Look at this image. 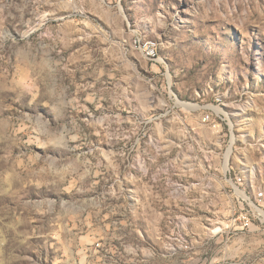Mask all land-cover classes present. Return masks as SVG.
I'll list each match as a JSON object with an SVG mask.
<instances>
[{
  "label": "rangeland",
  "instance_id": "1",
  "mask_svg": "<svg viewBox=\"0 0 264 264\" xmlns=\"http://www.w3.org/2000/svg\"><path fill=\"white\" fill-rule=\"evenodd\" d=\"M260 190L264 0H0V264H264Z\"/></svg>",
  "mask_w": 264,
  "mask_h": 264
},
{
  "label": "built area",
  "instance_id": "2",
  "mask_svg": "<svg viewBox=\"0 0 264 264\" xmlns=\"http://www.w3.org/2000/svg\"><path fill=\"white\" fill-rule=\"evenodd\" d=\"M132 38H138L137 34L134 33ZM139 45L142 48V53H147V58L149 60H156L157 59L158 54H155V46H151L150 44H145V40H140V39H139ZM207 118H208V116H206V119ZM256 201H257L258 206H256L255 204H252V205L257 209V214L252 215L251 212H249L248 210H243L239 213V215L235 219L234 223L239 224V227L241 229L249 228L253 224L254 218L260 219V216H262V214L259 212L258 208L260 210H262L260 208L261 207L260 202L264 201V191L263 190H260L256 193Z\"/></svg>",
  "mask_w": 264,
  "mask_h": 264
},
{
  "label": "bare ground",
  "instance_id": "3",
  "mask_svg": "<svg viewBox=\"0 0 264 264\" xmlns=\"http://www.w3.org/2000/svg\"><path fill=\"white\" fill-rule=\"evenodd\" d=\"M135 34H137V36H138V38L140 39V40H145V44H150L151 46H155V54H158V49H157V44H156V42H154L153 40H151V39H148V38H145V37H143L140 33H138V32H135ZM138 38H132L131 39V41H132V44L142 53V48L140 47V45H139V39ZM146 58H147V53H142ZM178 103L181 105V106H183L184 108L185 107H188V103L187 102H182V101H178ZM229 153H230V147H229V149H228V151H227V153H226V158H225V163H224V170H226L227 169V166H228V164H227V159H228V155H229ZM258 210H259V212L262 214V216H263V220H264V212L262 211V210H260L259 208H258Z\"/></svg>",
  "mask_w": 264,
  "mask_h": 264
}]
</instances>
